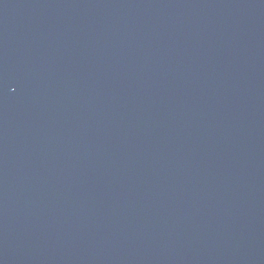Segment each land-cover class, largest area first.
<instances>
[{
	"label": "water",
	"instance_id": "obj_1",
	"mask_svg": "<svg viewBox=\"0 0 264 264\" xmlns=\"http://www.w3.org/2000/svg\"><path fill=\"white\" fill-rule=\"evenodd\" d=\"M0 264H264V0H0Z\"/></svg>",
	"mask_w": 264,
	"mask_h": 264
}]
</instances>
